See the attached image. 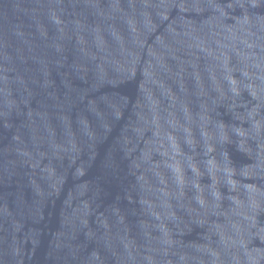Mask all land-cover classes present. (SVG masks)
Segmentation results:
<instances>
[{
  "label": "water",
  "instance_id": "95a60500",
  "mask_svg": "<svg viewBox=\"0 0 264 264\" xmlns=\"http://www.w3.org/2000/svg\"><path fill=\"white\" fill-rule=\"evenodd\" d=\"M0 264H264V0H0Z\"/></svg>",
  "mask_w": 264,
  "mask_h": 264
}]
</instances>
